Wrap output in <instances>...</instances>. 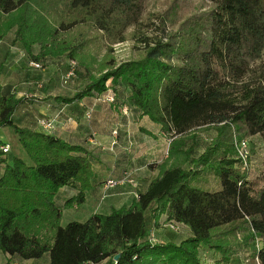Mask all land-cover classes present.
I'll return each instance as SVG.
<instances>
[{
    "label": "trees",
    "instance_id": "obj_1",
    "mask_svg": "<svg viewBox=\"0 0 264 264\" xmlns=\"http://www.w3.org/2000/svg\"><path fill=\"white\" fill-rule=\"evenodd\" d=\"M204 3L209 7L197 11L189 0H171L146 22V0H0V40L15 29L14 42L34 59L76 60L73 80L79 66L90 72L82 89L56 100L99 97L108 80L114 86L123 82L132 105L178 136L157 177L130 206L63 226L55 195L79 185L65 207L84 201L93 176L88 151L17 125L13 115L26 98L0 85V129L12 127L25 152L7 162L0 176V255L31 259L49 252L50 264H205L199 250L206 246L219 254L214 264H232L239 253L248 264H264V0ZM154 19L161 33L156 29L149 36L144 28L155 25ZM130 27L142 43L139 55L116 64L112 44L125 41ZM101 42L107 51L98 58L92 48ZM115 93L110 103H118ZM211 127L217 136L194 156L195 146L186 147V139ZM253 137L263 142L262 167L254 178L236 146V140ZM201 172L213 174L221 188H202ZM149 214L156 227L165 214L192 235L152 242Z\"/></svg>",
    "mask_w": 264,
    "mask_h": 264
},
{
    "label": "crops",
    "instance_id": "obj_2",
    "mask_svg": "<svg viewBox=\"0 0 264 264\" xmlns=\"http://www.w3.org/2000/svg\"><path fill=\"white\" fill-rule=\"evenodd\" d=\"M39 51V45L34 46L33 52L37 54ZM15 55L14 37L9 39L5 36L0 40V85L4 92H14L16 97L26 98L14 113V122L82 145L92 161V185L85 191L81 204L65 207V203L80 191L79 185L64 186L56 193L55 202L62 209V216L72 209H84L88 219L94 213L107 214L114 208L130 206L159 174L158 165L164 162L169 144L167 132L159 130L162 129L160 124L129 102L131 91L125 85H117L115 90L118 103L105 100V94L60 102L56 96H72L83 88L65 86L61 82L60 74L66 69L69 57L48 56L36 60ZM30 61L39 62L41 67L31 66ZM43 121L51 122V128H46ZM114 130L117 134H113ZM0 139L4 141L3 145L10 146L8 152L0 154L1 176L6 163L11 162L15 155L24 153L12 127H2ZM108 179L120 182L104 189ZM148 220L149 238L153 234L156 242L175 241L171 232L154 225L150 214ZM66 224L61 220V225ZM189 235H192L191 230ZM8 261L10 264H50V253L31 259L2 253L0 264Z\"/></svg>",
    "mask_w": 264,
    "mask_h": 264
},
{
    "label": "rangeland",
    "instance_id": "obj_3",
    "mask_svg": "<svg viewBox=\"0 0 264 264\" xmlns=\"http://www.w3.org/2000/svg\"><path fill=\"white\" fill-rule=\"evenodd\" d=\"M171 0H146V9L144 13V19L147 22V18L154 17V15L160 11H164ZM195 7L198 6L197 11L204 10L209 7L208 3L202 4V0H189ZM202 6V7H201ZM201 7V8H200ZM155 25H150L148 28H144L145 32L149 36H153L155 33V30L158 29V19H154ZM171 27L167 26L166 30H170ZM133 27H130L128 29V37L123 42H117L112 44L113 47V57L116 59V64L122 63L124 61H127L129 59L138 57L140 47H142V43L139 42V37L134 36ZM157 31V30H156ZM160 29L155 33L157 35H160ZM7 38L15 37V29H12L7 35ZM38 46V45H37ZM14 47L17 49V55L16 57H31L26 50L23 48V46L19 42H14ZM93 52L97 55L98 58H102L106 51L107 46L106 44H101L98 47H93ZM58 57H64V56H58ZM79 74L77 75L78 78H76L73 81H69L62 84L65 86L68 85H76V88L84 87L89 81H90V72L85 69L84 67L79 66L78 67ZM63 73L60 74V79ZM107 84L110 85V87H113L112 90H117V85L123 84V82L117 83L115 86L112 84L111 80L107 81ZM75 87V86H74ZM128 113V112H127ZM125 113V114H127ZM151 119V118H150ZM163 130V129H159ZM218 130L214 127L211 128H204V129H198L196 131V134L193 137H190L186 139V147L194 145V156H199L204 152V150L208 147L210 142L217 136ZM178 136H173L170 133L167 132V140H168V148L166 153V158H168L169 150H170V143L173 139H176ZM186 138V137H185ZM249 153L250 156V166H249V176L254 178L256 175H258L260 168L262 167V159H263V142L259 137H253L249 139ZM254 144V145H253ZM25 153V152H24ZM25 155V154H24ZM26 160L29 161L28 157L25 156ZM164 160V161H165ZM200 176L203 177L206 181L201 182L200 186H203L202 188H210L211 190H218L221 188V182L218 181V179L213 174H206L204 172L200 173ZM214 188V189H213ZM84 209L77 210L72 209L70 212L64 214L61 216L62 224H66L70 220H78V221H85L87 220V216L85 215ZM162 222H159L158 227H162V229L166 230L167 232H171L172 237L176 242H179L190 235V230L186 226H182L178 224L177 229H173L170 226V222L166 221V215H162L161 220ZM259 243V240H258ZM260 245V243L258 244ZM199 257L202 263L205 264H214L216 258L219 257V254L215 253L214 250L209 249L208 247L204 246L200 248L199 250ZM232 264H248V260L245 259L243 253L236 254L232 257L231 260ZM105 264H108V260Z\"/></svg>",
    "mask_w": 264,
    "mask_h": 264
},
{
    "label": "built area",
    "instance_id": "obj_4",
    "mask_svg": "<svg viewBox=\"0 0 264 264\" xmlns=\"http://www.w3.org/2000/svg\"><path fill=\"white\" fill-rule=\"evenodd\" d=\"M30 65L34 66V67H40L41 66V64L36 62V61H30ZM77 66H78V62L76 60H70L68 69L61 76V79L64 83L72 81L76 77ZM104 97H105V100H107L108 102H115L116 101V93L110 87L106 91ZM88 116H90L89 113H88ZM42 124L46 128H51V126H52L51 122L43 121ZM113 134H117V130H114ZM236 146H237V151H238L239 157L242 159L244 166L248 167L249 163H250V161H249L250 153H249V142H248V140H246V139L236 140ZM1 149L5 153V152H8L10 150V146L8 144H5V145L1 146ZM119 182L120 181H117L115 179H108L104 183V189L114 187ZM170 223H171L170 224L171 228L177 229V227H178L177 225L179 224L178 222L171 221ZM150 241L156 242L153 234L151 235ZM87 264H94V263L91 262V263H87Z\"/></svg>",
    "mask_w": 264,
    "mask_h": 264
},
{
    "label": "water",
    "instance_id": "obj_5",
    "mask_svg": "<svg viewBox=\"0 0 264 264\" xmlns=\"http://www.w3.org/2000/svg\"><path fill=\"white\" fill-rule=\"evenodd\" d=\"M119 256H120L119 254H118V255H116V256H115V259H118V257H119Z\"/></svg>",
    "mask_w": 264,
    "mask_h": 264
}]
</instances>
